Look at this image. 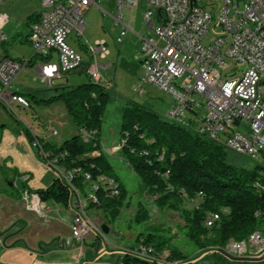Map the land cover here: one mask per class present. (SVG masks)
I'll list each match as a JSON object with an SVG mask.
<instances>
[{"label":"built area","instance_id":"obj_1","mask_svg":"<svg viewBox=\"0 0 264 264\" xmlns=\"http://www.w3.org/2000/svg\"><path fill=\"white\" fill-rule=\"evenodd\" d=\"M135 2L115 0L112 14L101 9L118 27L114 38L117 43L130 30L125 16ZM41 4L43 9L30 22L27 36L33 56L40 60L36 66L40 80L52 85L55 78L84 68L92 81L98 82L101 66L96 56L107 54L105 42L83 43L90 57L88 62L66 42L71 31L77 38L83 36V10L98 7L97 1L41 0ZM145 5L142 23L148 32L136 33L142 55L138 92L141 93L144 84L154 86L172 99L166 113L168 120L193 128L264 164V0H146ZM215 27H219L218 33L213 32ZM209 34L212 37L203 43ZM5 40L0 29V42ZM30 64L23 58L0 59V102L10 112L17 107L30 108V102L11 84ZM238 65H245V68L240 69ZM51 133L56 135L55 130ZM34 144L38 146L37 141ZM40 151L46 165L70 184L72 173L61 168L56 158ZM85 178L90 180L88 174ZM107 182L109 194L117 195L112 180ZM96 188V184L90 185L86 194L87 200L93 203L98 201L94 194ZM74 194L76 200L72 204L77 212L69 224V234L56 239L61 247L82 241L91 230L102 235L100 226L88 220L76 190ZM20 199L27 211L47 217L49 209L36 193L24 190ZM203 220L206 227H211L219 220V214L210 212ZM248 248L255 255L264 253L263 231H252L243 240H229L223 247L237 257L245 255ZM134 252L152 264H182L169 259L163 251L156 253L141 243Z\"/></svg>","mask_w":264,"mask_h":264},{"label":"trees","instance_id":"obj_2","mask_svg":"<svg viewBox=\"0 0 264 264\" xmlns=\"http://www.w3.org/2000/svg\"><path fill=\"white\" fill-rule=\"evenodd\" d=\"M35 59L31 56L28 61L33 65ZM60 89L63 90L59 94L37 102L45 106L62 102L77 132L63 139L57 147L42 143L26 127L18 132L27 144L37 141L40 150L56 158L65 171H70L71 182L68 184L57 175L46 188L33 193L42 202H55L69 208L74 190L81 193L87 185L96 184L94 194L98 201H88L89 207L100 210L109 221H113L121 209L134 208V223L144 222L148 209L140 201L135 207L131 206V201H125L124 188L109 174L113 166L103 152L99 137L104 109L110 101L108 90L91 81ZM20 94L28 101L35 99L33 93ZM118 144L116 154L121 153L122 159L140 177L144 193L152 197L155 206L177 212L184 223L185 236L199 248L217 246L222 250L229 240H243L255 230L264 232L262 165L235 167L227 162L223 144L193 128L162 120L153 110L133 101H128L121 112ZM108 180H112L117 195L109 194ZM210 212L218 213L219 220L206 227L203 219ZM134 240L136 247L141 243L156 253L168 249L169 259L191 264L184 262L185 256L180 250L171 247L166 240L155 239L152 233L137 232ZM117 264H152V261L136 255L130 248Z\"/></svg>","mask_w":264,"mask_h":264},{"label":"rangeland","instance_id":"obj_3","mask_svg":"<svg viewBox=\"0 0 264 264\" xmlns=\"http://www.w3.org/2000/svg\"><path fill=\"white\" fill-rule=\"evenodd\" d=\"M96 1L100 9L91 6L83 10L85 19L83 36L77 38L75 32L71 31L67 35L66 42L72 48L78 50L79 43L95 45L99 40H105L109 53L103 58L97 56V63H110L111 65L109 68L99 69L101 82H94L87 73L75 70L61 75L60 78H55L52 85H46L37 76L36 63L27 70L19 72L16 79L11 83L13 88L18 87L23 93L28 94L33 91L35 99H30V109L38 110L43 108V105L37 100L59 94L63 90L60 89L61 86L70 87L89 81L103 86L104 79L112 82V88H106L109 92L110 101L104 109L99 130V137L104 147L103 152L113 166L112 172L109 173L110 176L115 178L126 192L124 200L131 201L132 207H135L136 203L140 201L148 209V216L144 222L136 224L134 223L135 209H121L113 220L117 231L123 234L118 238V244L113 246L101 237L96 240L99 249L95 252L96 246L91 248L88 245L90 243L82 241L81 247L89 251L82 260L86 263V260H90L87 258L96 257L98 254L103 256L104 259L109 256L113 260H118L125 250L136 249L134 235L141 232L143 234L152 233L155 239L166 240L171 247L180 250L184 254V262H190L191 264H264V261L259 258L260 255H255L250 248L247 249L245 255L236 257L222 254L217 246L203 248L196 246L193 241L185 236L184 223L180 215L175 211L155 206L152 203V197L144 193V185L140 177L133 172L129 163L122 159V154H110L116 149L117 145L114 144H117L119 140L120 115L128 101L142 104L156 112L162 120L169 121L166 113L171 106L172 99L169 95L150 84H145L141 93L138 92L139 75L136 58L139 53L131 46L122 51L120 43L114 40L118 27L114 25L110 15L103 14L101 11L102 9L109 14L114 13L115 0ZM145 3L146 0H140L141 7H136L135 15L132 18V25L136 31L142 29L140 27L141 19L138 15L143 11ZM24 5L22 0L17 1V3L7 0L0 3V12H6L9 16V21L2 30L6 36V41L2 44L5 53L10 56H24L27 59L33 56V50L25 41L27 35L26 24L22 22V25H20L19 23ZM218 31L219 27H215L213 30L214 33H218ZM211 37L212 35L209 34L207 39L203 40V43H207ZM238 68L244 69L245 65H238ZM61 107H63L62 102L54 103L50 106L51 116L45 114L33 118L30 109L16 108L14 112H10L0 103V135L3 134L2 140L0 136V264H41L47 262L50 257L42 255L34 247V244L39 242L41 248L45 250L48 247L56 249V236L69 234V226L61 217L67 211L77 212V208L73 204L67 208L55 202H46L45 205H54L59 208L60 214H57L56 219L53 213L41 218L34 212L27 211L24 202L19 198L21 191L34 192L46 188L59 173L46 165L40 147L34 142L32 145L27 144V148L24 149H21L15 142L13 146L9 144L16 134L13 130L14 125H19L20 122L25 121L31 123L35 130L38 128V121L43 125L49 123L54 126V129L62 138L69 136L67 131L72 130V128L76 129V127L68 116L60 114ZM53 119L57 120L53 122ZM49 120L51 121L49 122ZM61 123L63 124L61 125ZM225 151L227 162L235 167L252 168L257 164L264 167L261 161L254 160L246 154L235 152L227 147H225ZM89 189V187H86L84 192L78 193L83 204L88 203L86 194ZM1 195H5L6 198L4 199L6 200L3 201ZM74 200H76L75 195L73 202ZM187 205H190V203L188 202ZM8 219H10V227H4L3 224ZM102 219V215L97 213L96 219H92L90 222L101 228ZM91 232L95 233L94 230H91ZM16 233L20 237L11 245L12 235ZM168 253V249L163 251V254ZM54 260L53 258L52 261Z\"/></svg>","mask_w":264,"mask_h":264},{"label":"crops","instance_id":"obj_4","mask_svg":"<svg viewBox=\"0 0 264 264\" xmlns=\"http://www.w3.org/2000/svg\"><path fill=\"white\" fill-rule=\"evenodd\" d=\"M6 1L7 0H3L0 3H2V2L4 3ZM11 1H14V2L17 3V1H19V0H11ZM22 2L25 5L22 8L23 14L21 15V19H20L19 23H20V25H22V22L26 24L27 35L25 36V41L31 47V45H30V43L28 41V37H27L28 33H29V24H30V22L32 20L37 18L38 14L43 9V6L41 4V0H25V1L22 0ZM136 7H141L140 0H136V2L133 4L132 8L127 11L125 19L128 21L130 30L126 32L124 38L118 43H120L122 51L127 50L129 48V46L135 48L138 51L139 55L136 58L137 59V65L136 66L138 68V75L140 77V75L142 73V66H141L142 55H141V52L139 50V41H138V38L136 36V33H147L148 31L143 26V23H142V11L138 15L140 17V19H141L140 27L142 29L141 30H137V31L134 30V27L132 25V18L135 15ZM156 16L159 19V16L158 15H156ZM8 21H9L8 14L6 12H0V29L1 30L4 29V27L7 25ZM99 41H104L105 42V40H99ZM2 44H3V42H0V57H1V59H3V58H11V59L23 58V59H26L24 56H19L18 57V56H10V55L6 54ZM88 44H90V43H88ZM78 47H79V49L78 50L75 49V50L82 56V59L84 60V62H88L90 60V57H89L88 53L85 51L83 43H79ZM105 48H106V50H108L107 47H106V42H105ZM31 49H32V47H31ZM108 53H109V51H107V54ZM53 56H54V59H55V57H56L55 52L53 53ZM97 56L103 58L100 55H97ZM97 56H96V61H97ZM32 63H34L33 66L36 63L40 64V60L36 59L35 61H32ZM37 64L35 65V69H36ZM99 65L101 67H99L98 70L100 68H105V69L109 68L111 64L110 63H106V64H99ZM31 66L32 65L30 64L29 67H31ZM77 71H81V69H79ZM36 72H37V69H36ZM99 73H100V71H99ZM100 75H101V73H100ZM37 76H38V72H37ZM99 82H101V78L99 79V81L97 83H99ZM103 87L111 89L112 88V82H110V80H105L104 79ZM14 88H16L20 93H23L22 91L19 90L18 87H14ZM30 93H33V91H31ZM171 103H170V105H171ZM51 105H54V104H51ZM51 105H49V106L43 105V108L38 109V110H32V109L29 108L30 111H31L32 117L33 118H38V116H42V115H45V114L47 116H51V109H50ZM17 109H21V108L17 107ZM60 109H61L60 110V114H62V115L64 114V116H67L66 112L64 111L65 110L64 107H61ZM55 120H57V119H53L52 121L54 122ZM50 121L51 120H49V122ZM62 124L63 123H61V125ZM22 127L28 128L29 131L32 133V135L36 136L42 143L48 144L51 147H57L63 139H66V138L70 137L71 135H73V134H75L77 132V129L72 128V130H68L67 131V135L69 134V136H67L66 138H62V136L54 129V126L49 124V123L43 125V124H40L39 121H38V128H37V130H35L32 127L31 123H28L26 121L25 122H20L19 125L15 124L14 127H13V130L16 132V134H15V137L10 140V142H9L10 146H13L14 142H15L21 149L27 148L26 147L27 146V142H26L24 136L22 135L21 132H18L19 129H21ZM52 129H54L56 131V135H53L51 133ZM0 136H1V140H2L3 139V134H1ZM114 145L116 146V144H114ZM111 147H113V145H111ZM103 149H104V147H103ZM113 149H115V147H113ZM116 149H117V146H116ZM116 149L113 150V152L110 153V154H116ZM87 187L90 188L89 185H87ZM4 196L5 195H1V197L3 198V201L6 200V199H4V198H6ZM19 198H20V196H19ZM45 204H46V202H45ZM46 206L49 209V213H53L54 214V218L56 219L57 214H60L59 208L55 207L54 205H46ZM83 206L85 208L86 216H87L89 221H92V219H96L97 213L98 214L100 213L102 215L103 219L101 220V226L104 225L107 228V232H104L102 230V235H98V233H96V232L95 233L90 232L88 237L84 238L82 241L83 242L87 241L88 243H90L88 245L91 248H95V246H96L95 252H96V250L99 249V245H98V243H96V240H98L101 237H103L111 245L116 246L118 244V240H119L118 238H120V235L123 236V234H122V232L117 231L116 227L114 226V222L113 221H109L106 217H104V215L102 214V212L100 210H97L95 208L89 207L88 203L83 204ZM49 213H48V215H49ZM74 215H76V212L67 211V213H65L64 216L61 217V219L65 223H67L68 226H69V224L71 222V219H72V217ZM9 225H10V219L6 220V222L3 224L4 227H10ZM18 237H20V235H17V233L15 235H12V244L11 245H13V242L15 240H17ZM58 237H63V236H56V238H55L56 249H53V247H48L45 250V249L41 248V244L39 242H36L34 244V247L37 248V250H39L42 255H44L45 257H50L47 262H44V263H41V264H117V261L119 260V258L123 254L122 253L119 256L118 260H113L109 256H107V258L104 259V258H102L103 256H100L98 254L96 257L91 256L90 258H87V259H90V260H86V263H84L82 258L84 257V255L86 256V254L89 253V251H86V250L83 249V247H81L82 241H77L75 244H73L71 246L61 247L56 242V239ZM109 241H111V242H109ZM135 245H136V243H135ZM6 247H8V246H6ZM90 254H89V256H90ZM53 258L55 259L54 261H52ZM11 264H14V263H11Z\"/></svg>","mask_w":264,"mask_h":264},{"label":"water","instance_id":"obj_5","mask_svg":"<svg viewBox=\"0 0 264 264\" xmlns=\"http://www.w3.org/2000/svg\"><path fill=\"white\" fill-rule=\"evenodd\" d=\"M0 59H1V57H0ZM1 103V102H0ZM2 104V103H1ZM2 106L5 108V109H7L3 104H2ZM8 110V109H7ZM101 228H102V230L104 231V232H107V228L104 226V225H102L101 226ZM222 254H225V255H230V256H233V255H231V254H229L226 250H224V249H222V250H219ZM237 257V256H236ZM259 258L260 259H263L264 258V253H262L260 256H259Z\"/></svg>","mask_w":264,"mask_h":264},{"label":"bare ground","instance_id":"obj_6","mask_svg":"<svg viewBox=\"0 0 264 264\" xmlns=\"http://www.w3.org/2000/svg\"><path fill=\"white\" fill-rule=\"evenodd\" d=\"M259 230H255L254 232H258Z\"/></svg>","mask_w":264,"mask_h":264}]
</instances>
